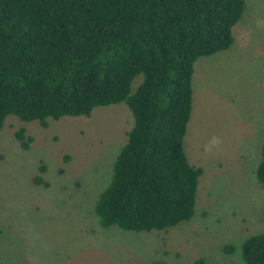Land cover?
Wrapping results in <instances>:
<instances>
[{"label": "trees", "instance_id": "1", "mask_svg": "<svg viewBox=\"0 0 264 264\" xmlns=\"http://www.w3.org/2000/svg\"><path fill=\"white\" fill-rule=\"evenodd\" d=\"M244 5L0 0V130L8 116L46 127L122 103L132 126L95 205L100 226L149 233L189 221L203 173L183 149L194 64L231 47ZM16 138L28 148L23 129ZM260 155L255 178L264 189V142ZM34 183L47 186L41 177ZM241 258L264 264V232L243 241Z\"/></svg>", "mask_w": 264, "mask_h": 264}, {"label": "rangeland", "instance_id": "2", "mask_svg": "<svg viewBox=\"0 0 264 264\" xmlns=\"http://www.w3.org/2000/svg\"><path fill=\"white\" fill-rule=\"evenodd\" d=\"M244 4L231 47L194 64L183 139L189 164L203 170L194 216L149 233L100 226L95 205L132 126L124 104L46 127L8 116L0 130V264H244L241 244L264 232L255 178L264 142V0ZM213 136L223 143L206 154Z\"/></svg>", "mask_w": 264, "mask_h": 264}, {"label": "clouds", "instance_id": "3", "mask_svg": "<svg viewBox=\"0 0 264 264\" xmlns=\"http://www.w3.org/2000/svg\"><path fill=\"white\" fill-rule=\"evenodd\" d=\"M223 143L220 137L213 136L211 140L204 146L205 153H210L213 149H218Z\"/></svg>", "mask_w": 264, "mask_h": 264}]
</instances>
